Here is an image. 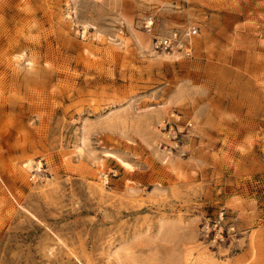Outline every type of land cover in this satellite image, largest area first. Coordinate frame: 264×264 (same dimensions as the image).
Listing matches in <instances>:
<instances>
[{
  "label": "rangeland",
  "instance_id": "374dc122",
  "mask_svg": "<svg viewBox=\"0 0 264 264\" xmlns=\"http://www.w3.org/2000/svg\"><path fill=\"white\" fill-rule=\"evenodd\" d=\"M0 264H264V0H0Z\"/></svg>",
  "mask_w": 264,
  "mask_h": 264
},
{
  "label": "built area",
  "instance_id": "2783aa9c",
  "mask_svg": "<svg viewBox=\"0 0 264 264\" xmlns=\"http://www.w3.org/2000/svg\"><path fill=\"white\" fill-rule=\"evenodd\" d=\"M149 26L150 25H148L147 27ZM195 34H196V30L190 29L182 33L174 32L168 37L156 38L155 39L156 49L162 51H172L173 49H179L183 47L185 43L187 46L191 37L194 36Z\"/></svg>",
  "mask_w": 264,
  "mask_h": 264
},
{
  "label": "bare ground",
  "instance_id": "6f19581e",
  "mask_svg": "<svg viewBox=\"0 0 264 264\" xmlns=\"http://www.w3.org/2000/svg\"><path fill=\"white\" fill-rule=\"evenodd\" d=\"M120 163H121L122 165H124V166H127V164L124 163V162H122L121 160H120ZM27 167H28V166H27ZM27 167L25 166V170H29V169H30L29 167H28L29 169H28ZM26 168H27V169H26ZM29 172H30V170H29Z\"/></svg>",
  "mask_w": 264,
  "mask_h": 264
}]
</instances>
